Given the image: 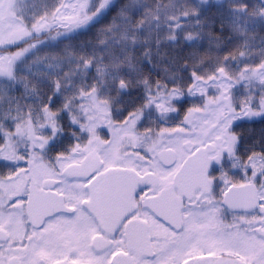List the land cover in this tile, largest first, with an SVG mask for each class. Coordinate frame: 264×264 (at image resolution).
I'll use <instances>...</instances> for the list:
<instances>
[{
    "label": "snow or ice",
    "instance_id": "1",
    "mask_svg": "<svg viewBox=\"0 0 264 264\" xmlns=\"http://www.w3.org/2000/svg\"><path fill=\"white\" fill-rule=\"evenodd\" d=\"M257 120L264 0H0V264H264Z\"/></svg>",
    "mask_w": 264,
    "mask_h": 264
},
{
    "label": "trees",
    "instance_id": "2",
    "mask_svg": "<svg viewBox=\"0 0 264 264\" xmlns=\"http://www.w3.org/2000/svg\"><path fill=\"white\" fill-rule=\"evenodd\" d=\"M55 33H53V35H54ZM23 46H26V45H23ZM13 51H16V50H18V49H15V48H13L12 49ZM181 118H182V116H181ZM177 122H179V121H177ZM245 127H247V128H252V127H254L257 131H259L261 128H264V122H260L259 120H257V122L253 125V124H247V123H245V125H244Z\"/></svg>",
    "mask_w": 264,
    "mask_h": 264
},
{
    "label": "rangeland",
    "instance_id": "3",
    "mask_svg": "<svg viewBox=\"0 0 264 264\" xmlns=\"http://www.w3.org/2000/svg\"><path fill=\"white\" fill-rule=\"evenodd\" d=\"M178 123V122H177Z\"/></svg>",
    "mask_w": 264,
    "mask_h": 264
}]
</instances>
